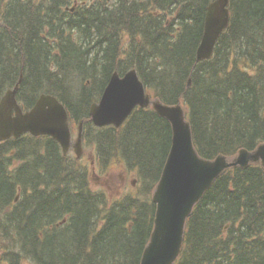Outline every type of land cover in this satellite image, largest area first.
Returning <instances> with one entry per match:
<instances>
[{"label": "trees", "instance_id": "trees-1", "mask_svg": "<svg viewBox=\"0 0 264 264\" xmlns=\"http://www.w3.org/2000/svg\"><path fill=\"white\" fill-rule=\"evenodd\" d=\"M214 1L3 0L0 100L23 74L22 104L56 96L72 124L85 122L97 164L120 160L138 185L120 198L93 190L88 170L48 137L0 143V264H141L172 129L152 109L120 129L96 128L90 107L115 72L137 69L153 97L183 103L206 159L264 142V0H230L229 28L213 58L197 63ZM177 264H264L262 166L215 182L188 221Z\"/></svg>", "mask_w": 264, "mask_h": 264}, {"label": "water", "instance_id": "water-1", "mask_svg": "<svg viewBox=\"0 0 264 264\" xmlns=\"http://www.w3.org/2000/svg\"><path fill=\"white\" fill-rule=\"evenodd\" d=\"M229 23V0H217L208 7L197 62L213 57ZM22 81L23 76L0 101V142L27 134L50 136L61 145L64 155L74 147L81 157L83 123L73 144L68 112L56 97L42 95L31 110L24 112L17 100ZM137 107H152L170 123L173 136L168 160L154 192L155 228L141 264H175L182 252L187 220L195 206L227 170H246L259 164L264 167V143L254 151L241 150L232 158L222 155L214 160L202 158L194 145L186 109L181 104L169 106L159 99L152 100L136 70L123 77L118 73L112 76L100 102L91 107V117L97 127L120 128Z\"/></svg>", "mask_w": 264, "mask_h": 264}, {"label": "rangeland", "instance_id": "rangeland-1", "mask_svg": "<svg viewBox=\"0 0 264 264\" xmlns=\"http://www.w3.org/2000/svg\"><path fill=\"white\" fill-rule=\"evenodd\" d=\"M74 132V138H76V129H73ZM90 162V160H88V163ZM105 170V169H104ZM123 173V168H121L120 163L118 162H114L113 164H110V166H108V170L105 172H101V170L96 169V174H93L92 176V184L93 187L98 189H103L105 190L108 194H110L111 196H118L119 192L121 191V189H123L124 187H129L131 188V184L136 185V178L131 175H125V177L128 179V182H126V180L124 181V183L121 184V175ZM98 177H100V179H103V183H101V181H97ZM121 185V186H120ZM100 186H102L101 188H99ZM28 264V263H27Z\"/></svg>", "mask_w": 264, "mask_h": 264}]
</instances>
